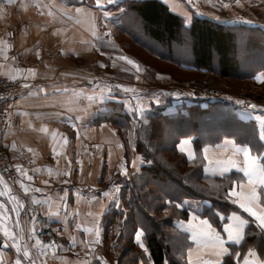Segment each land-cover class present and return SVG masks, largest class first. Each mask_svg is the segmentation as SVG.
Listing matches in <instances>:
<instances>
[{
    "label": "crops",
    "instance_id": "crops-1",
    "mask_svg": "<svg viewBox=\"0 0 264 264\" xmlns=\"http://www.w3.org/2000/svg\"><path fill=\"white\" fill-rule=\"evenodd\" d=\"M121 1L105 0L104 4V0H99L97 6V0L90 4L85 0H77L78 4H71L68 0H0V76L22 75L30 82L28 88L20 90L12 99V112L4 128L2 141L8 152L26 155L34 153V178L31 172L27 176L22 175L23 193L31 202L33 217L30 223L33 230L37 236L47 238L50 248L55 251L56 256L50 260L51 264H104L103 261L108 257L114 261L112 264H188L190 248L194 264L198 257L217 259L209 255L211 249L193 243L190 232L186 231L193 217L198 218L192 220L193 225L206 219L224 239L228 255L219 258L221 264H244V257L250 249L264 262V243L260 240L264 239V230L257 226L252 216L232 202L235 197L228 198L233 187L240 191V183L245 185L246 191L247 180L243 173L235 169L225 172L217 164L218 161L232 157L242 166L243 157L234 156L231 144H225L226 141L234 142L237 146H249L253 153H264V143L259 139L263 125L258 126L255 122L257 140L252 138L254 132L245 143L237 141L233 136L223 135L217 140H206L198 149L193 143L194 134L177 140L173 139L177 137L174 132L164 134L172 138V141L168 140L173 144L170 151L187 162L181 164L183 173L194 178V172L195 185L206 187L208 194L203 198L183 197L174 187L175 192L166 195L163 193L164 183L173 186L175 183L167 179L152 180L149 175H146L147 180L144 182V168L151 165L150 161L139 164L140 153L134 148L128 153L119 136L117 138L121 149H114L113 152L104 144V138L110 137L105 133L113 132L116 135L114 131L117 129L103 118V107L113 103L123 109L127 107L128 111L133 106L129 107L128 98L126 102L120 98L122 91L116 87H123L122 83L114 82V78L104 80L103 62L109 57L112 58L111 62L114 59L115 64H109L107 70L113 73V70L119 69L120 59L123 66L120 72L130 79V85H135L140 74L148 71V67L143 66L139 60L134 61L140 67L137 71L121 59L130 55L123 52L124 47L116 36L119 17L123 13V8L118 7ZM157 1L177 16L185 28L189 27L193 16H215L211 17L213 21L223 17V8L203 10L194 0ZM236 4L239 10L234 11L238 12L231 13L239 17L240 24L236 26L263 29L264 0H239ZM257 10L259 14L254 12ZM9 31L13 32L12 52L5 50ZM151 45V42L146 41L145 47L134 46L138 51H143L144 55L153 57ZM129 88L139 90L140 87ZM156 89L162 91V96L166 90L148 87L145 91H137L143 96L137 95L140 98L136 105L141 104V108L149 109L151 105L162 103L159 99L152 101L149 106L143 103L147 101L148 94V98H152ZM131 94L127 92L126 97ZM131 103L134 105V102ZM42 128L47 129V132L41 131ZM184 141L189 143L184 144ZM78 143H82L88 150L82 151ZM181 147H184V152L180 151ZM189 155L194 158L189 159ZM84 164H90L86 167L90 169V180L79 184L74 176L78 177L77 172L84 168ZM23 166L22 171L27 173L28 168ZM136 166L137 169H134ZM164 166L171 170L172 175L179 174L177 164ZM125 173H129L128 176ZM136 182L145 183L146 187L135 198L126 197L123 191L129 188L133 190ZM149 186L156 187L158 192L153 194ZM25 189L28 191L25 192ZM259 191L264 194V189ZM217 192H220V201L231 204L232 209L226 211L222 210L224 208L219 210L213 207V202L218 201L215 199ZM0 201H3L1 197ZM124 205L128 211L130 208L135 210L132 208L134 206L143 205L144 210L149 212L147 218L152 220L154 216L161 223L159 231L164 233L163 239L159 240L164 247L162 262L154 261L146 243L152 225L140 214L129 212V216ZM234 214L246 222L244 238L239 244L228 241L224 231V226L232 223L228 217ZM22 225L14 224L8 230L11 236H5L4 230L1 232L0 264H15L21 257L19 251L12 247L15 243L12 238L17 231L21 232ZM137 232L143 233V248L136 240ZM112 234H115V241L111 239ZM124 234H127V240ZM117 237L118 242L125 240L128 249L125 255H120V259L118 253L110 256L104 249L105 241L112 250L121 247L123 244H117ZM252 237L254 242L250 245L248 238ZM97 239L98 243L95 242ZM59 246L60 252L57 251ZM47 248V243H40L38 256L48 255ZM41 256L36 257L35 264L50 263L40 262Z\"/></svg>",
    "mask_w": 264,
    "mask_h": 264
},
{
    "label": "trees",
    "instance_id": "trees-1",
    "mask_svg": "<svg viewBox=\"0 0 264 264\" xmlns=\"http://www.w3.org/2000/svg\"><path fill=\"white\" fill-rule=\"evenodd\" d=\"M68 1L71 4H78L77 0ZM85 2L90 4L86 0ZM118 7L123 8V13L120 15L119 23L117 24V38L125 34V37L131 44L139 47H145L146 41L151 42L152 45L150 50L155 60L170 64L181 71L194 70L205 73L214 71L222 78H230L233 75L240 74L238 73L241 66L240 60L242 58L238 53L240 42L242 43L243 40H246L243 43H245L248 48H252L260 53L264 51V42L258 44L257 40L254 46L249 42L250 37L256 35V33H262L264 37V30L258 28L233 27L229 26V24L217 23L199 16H193L189 27L185 28L182 26L180 19L170 13L167 7L157 0H122ZM250 31L251 36L245 39V33ZM152 46L155 48H152ZM261 70L262 67L246 69L244 71L248 74L240 78L249 80L251 74H255ZM222 105L225 104L221 102H212L208 103L207 107L202 108L199 102H195L194 105L187 107V114L182 115L180 120H178L180 114L176 118L164 116L162 113L152 114L151 116H147L150 131L155 137L158 134L159 138H156L157 142H159L158 144L163 145V149H167V151H170L172 147H170L172 144L168 142V140L172 138L166 137V139L163 140L161 136L173 132L177 134V137L173 138L176 140L180 137L194 134L193 143L196 149L206 140H217L223 135L233 136L237 141L245 143L249 141L254 132L252 138L255 137L256 139L257 132L255 122L252 120L244 121L237 118L232 110L231 112L219 115V112L214 110ZM107 107L106 109L108 110L102 114L103 118L118 129L119 132L122 130L126 131L130 125H127V123L130 122L129 115L123 111L120 113L121 107L113 103L108 104ZM182 119H184L185 122H183ZM200 123H203L206 127L201 129L199 127ZM262 133H264V124ZM166 143H169V145H164ZM134 144L136 145L135 149L137 151L140 148V143L136 141ZM141 148L146 149L145 145H142ZM160 158L158 153V160L156 158L150 160L151 165L144 168V182L147 180L146 175H149L152 180L157 178L163 180L167 179L175 183V186L172 185V187L176 188L178 193L183 197L203 198L207 196L208 192L205 186L195 185L196 181H194V178H196V174L194 172L192 175L193 177L195 176L194 178H191L188 173H184L183 176H180V174L174 176L170 173L171 170H167L164 166V164L169 163L163 160L160 162ZM182 162L187 164L183 159ZM161 164L164 167L161 166ZM145 187V183L136 182L133 190L129 188L123 192L126 197L135 198L141 194L140 192ZM172 192H175V190ZM163 193L168 195L171 191L169 189H164ZM215 195L217 196L215 199L218 201L213 202L214 208L219 210L224 208L222 210L226 211L232 209L231 204L220 201V192L215 193ZM141 197L139 199H141ZM125 205L128 204L126 203ZM125 205L124 209H127ZM132 208L135 210L130 208L128 211L127 209V214L129 216H131L130 213L132 212L140 214L148 219L146 214L149 212L144 210L143 205L134 206ZM152 217L154 219H148L149 224L152 225V230L149 235H147L146 243L150 247V252L154 257V261L160 263L163 259L164 247L159 240L163 239L164 233L159 231L161 223L155 220L156 218L154 216ZM114 235L115 234H112L111 239H114ZM247 235L249 236L251 233ZM254 235L253 233L252 236L254 237ZM124 237H126L125 240H127V234H124ZM253 237L248 238L250 245L254 242ZM259 237H261V235ZM116 240V242H118V237ZM125 240L123 242H125ZM260 240L264 243L263 238H260ZM120 242L121 241L117 244L120 245ZM120 246L121 247L115 249L119 259L121 254L125 255L126 252H128L127 247H125L126 245Z\"/></svg>",
    "mask_w": 264,
    "mask_h": 264
},
{
    "label": "rangeland",
    "instance_id": "rangeland-1",
    "mask_svg": "<svg viewBox=\"0 0 264 264\" xmlns=\"http://www.w3.org/2000/svg\"><path fill=\"white\" fill-rule=\"evenodd\" d=\"M86 1L91 2L93 0H86ZM183 1L184 0H182V2ZM194 3L198 4V6L202 8L203 10L205 9L211 10L210 5L206 1L194 0ZM104 4H106L105 0H104ZM237 5L238 4L235 3L231 5L230 7L223 8L225 11L223 10L221 12V14L223 15L222 19L219 21H215V22L217 23L220 22L222 24H230V25H235V26L240 24L239 17L236 15H231V13L235 14L238 12V11L237 12L234 11V10H239L236 7ZM199 7H196V9L199 10ZM217 10L215 11L218 13ZM254 12L259 14L258 10ZM211 15L214 16L213 13H211ZM206 16L207 17H204V18H207V19L209 18L210 20H212V18L215 17V16L214 17L211 16L212 17L211 18L208 15ZM261 28H263L261 30H264L263 26H261ZM248 36H251V31L245 33V39ZM118 40L124 47V48L122 47L124 49L123 52H126L128 55L130 54L128 59L132 61H136V62L137 60H139L143 66L145 65L148 67V71L146 72L143 71L140 74V77L137 78V83L135 85H130L129 84L130 79H128L125 76V74L120 72L123 68L122 64H120L122 63L120 59H119V64L117 63L119 69L113 70V73H110L107 70H109L108 69L109 64H112V65L115 64L114 59H113V62H111L112 58L109 57L108 59H105V61L103 62L104 80L106 78V80L110 81V79L114 78V82L118 81V83L120 84L122 83L123 87H120V86L116 87V88H119V91H122L121 92L122 96L120 98L124 99V102H126L128 98L129 101L128 100L127 101L129 102L128 103L129 107L133 106L131 110L128 109V111H127V107L126 108L124 107V109L121 107L119 111L120 113L123 111L131 115L130 122L127 123V125L129 124L130 125L126 131L122 130L119 132L117 129L115 132L113 129L116 135H114L113 132L105 133L107 134V136H110V137L104 138V144H107L108 148L111 149L113 152H114V149H117V148L121 149V144L117 138L118 136L120 137L119 139H121L122 144L124 143L123 145L125 146L126 150H128V153H130L131 149L133 148L135 149L136 145L134 143L138 141V143H140L139 144L140 148L138 150L141 156L140 162H138L139 164H141V162L147 163L148 161L154 160L155 158L158 160V153H159V156L162 158V159L160 158L159 160L160 162H162L163 160V161H167L170 165L177 164V168H176L177 172H179L180 176H183L184 175L182 171L183 165L181 164H184V163L182 162L181 157H178L176 154L172 153L171 151H166V152H164V150L162 151L163 145H160L158 144L159 142H157L156 138H159L158 134L155 137L150 131V126L148 124L147 116H151L152 114L162 113V115L164 116L176 118L180 114L178 116V120H180L182 115L187 114L188 112V110H186L187 107L190 105H194L195 102H199V105L202 108L207 107L208 103H212V102L220 103L221 102V103H224L225 105H222L221 107H217V109L214 110V111H218L219 115L223 113L231 112L232 110V112L235 114L237 118H241L244 120H247V119L252 120L256 122L258 126L263 125L264 123V69H263L264 68V55H263L264 51L262 52L263 53L262 54L259 51H256L252 48H248L247 45L243 43L246 40H243L242 43L240 42V45H239L240 48H239L238 53L240 57H242L240 60V64H241L240 70L238 71V73L240 74L233 75L230 78H222L220 77V75L215 74L213 72L205 73L202 71H194V70L193 71H184V70L181 71L177 68H174L170 64L163 63L161 61L155 60L151 56L149 57V56L144 55L145 53L143 51H138L135 48V46L132 45L125 36L120 35L118 37ZM257 40H258V44L261 42H264V37L262 36V33H256V35L250 37L249 42H251L252 45L254 46ZM152 48H155V47L152 46ZM73 63H78V62H73ZM119 65L121 66V68ZM105 66H107V68H105ZM261 67H262V70L258 71L255 74H251V78L249 80L240 78L241 76L248 74V73H245L246 71L244 70L250 69V68H261ZM257 78H260V80L258 81ZM133 86L140 87V88L139 90H136V89L133 90L132 88H129ZM148 87H151V89L152 87L154 88L160 87V88H165L166 90H164V93L162 96L161 95L162 91H160L159 89H156L157 91H155V94L151 95L153 99L148 98V96L150 95L148 94L146 98L147 101H144L143 103L146 104V106H149L151 102L156 99L161 100L162 103H159V105L157 104L151 105L149 109L147 107L141 108V104L136 105V101L140 98L139 97L140 95L141 97L143 95L138 94L137 91L139 92L145 91L148 89ZM129 90H132V91H129ZM195 90L206 92V94H204L206 96L194 95L193 93L195 92ZM127 92L129 94L131 93L132 94L129 97H126ZM152 92L153 91H151V93ZM107 93H109L108 90H107ZM130 98H133V99H130ZM131 102H134V105L136 106H134L133 103ZM252 102H254L255 104ZM252 105H255V108L251 107ZM106 108L108 107L107 106L103 107L102 109L103 113H105L108 110ZM182 121L185 122L184 119H182ZM199 127L203 129L206 127V125H203V123H200ZM106 138L107 139L109 138V140H106ZM161 138L165 140L166 136L163 135L161 136ZM2 144H3V141H2ZM142 145H145L146 149L141 148ZM164 145L168 146L169 143L168 144L166 143ZM172 145H170V147ZM71 147L72 149L74 148L73 143L71 144ZM78 147L82 151L88 150V149H85L86 147L83 146L82 143H78ZM106 148L107 147H105L104 150H106ZM8 153L11 159L14 162H16L21 167V169L22 167H24L23 165H25L29 169V170L27 169L26 171L27 174L31 172L32 173L31 176L32 178H34L33 177L34 176L33 175L34 173V170H33L34 169V153L27 154V155L26 154H16L12 152H8ZM152 157H155V158H152ZM89 166L90 164H84V168L80 170V172H77L78 177L74 176V179H76V181L79 182V184H82L83 182L90 180V175H89L90 169L89 170L86 169V167H89ZM161 166L163 165L161 164ZM31 169L33 170V172ZM121 169H123V167ZM134 169H137V166ZM23 173L25 172L23 171ZM128 174L129 173H125V175L127 176ZM126 178L127 177H125L124 179ZM67 180L68 179L66 178L65 181ZM149 188L153 192V194H156V192H158V190H156V187L149 186ZM164 188L169 189L171 192L174 191L172 185H169L167 182L164 183ZM1 197H2V200L4 201V202L2 201V204H6L7 208L10 207L9 203L13 204L15 202V201H12L13 199H11L10 194H9V200H7L4 197V195H2ZM27 203L30 206V203H31L30 199ZM25 233H28V232H25ZM27 238L28 237H26V239ZM40 243H47V246L49 247L47 248L48 255L47 254L42 255V256L39 255L41 256L40 262L43 261V262L48 263L50 260H53V258L56 256L54 249L52 247L50 248L51 244H49V241L47 240V238H45V240H42V236L41 235L37 236L35 232V237L29 236L26 242V245H25L26 247H22L20 249L22 253L24 251H28L29 257L32 259L31 261L34 264H35L34 260H36V257L39 258L37 252H38V246ZM120 244L125 245V242L121 241ZM104 249L106 250L108 254H110V256H112L115 253L117 254L115 250H112L110 248V245L106 241H105ZM60 250L61 248L59 246L57 251L60 252ZM46 256L50 258H47ZM105 260L107 262L103 261L104 264L114 263V261L109 257L108 259L106 258ZM51 263L52 262L50 261L49 264Z\"/></svg>",
    "mask_w": 264,
    "mask_h": 264
},
{
    "label": "snow or ice",
    "instance_id": "snow-or-ice-1",
    "mask_svg": "<svg viewBox=\"0 0 264 264\" xmlns=\"http://www.w3.org/2000/svg\"><path fill=\"white\" fill-rule=\"evenodd\" d=\"M109 2H113V0H109ZM239 3V0H237ZM97 6H99V0H97ZM80 11V10H77ZM38 55V54H37ZM121 59L125 60L128 64L132 65L136 68L137 71L140 70L139 65H136L134 61L121 57ZM31 71V70H30ZM258 81L260 78H257ZM132 91V90H129ZM251 107L255 108V105ZM41 131L47 132V129H41ZM259 139L264 141V133H261ZM184 144H188V141H184ZM225 144H231L233 148V154L241 155L243 157L242 166L239 161L229 157L226 161H218L217 164L222 166L223 171H229L231 169H235L238 172L243 173L244 178L247 180L248 188L245 191V185L240 183L238 185L240 191L236 190V187H233L232 190L228 193V198H233L232 202L238 204V206L244 211L247 212L250 216H252L257 222V226L264 230V194H262L259 190L264 189V153H253L252 149L249 146L242 145L237 146L234 142L226 141ZM55 151V150H54ZM180 151L184 152V147L180 148ZM207 153V149L204 150ZM194 156L189 155V159H193ZM207 158V156H205ZM17 171H20L19 167H17ZM27 176V173H23ZM67 174V173H65ZM28 189H25L27 192ZM39 191V189H36ZM4 193H0L3 195ZM23 207V205H21ZM197 217H193L192 220H197ZM229 221L232 223L226 224L224 226V231L227 233L228 241L233 243H241L244 238V224L246 223L244 220L240 219L239 216L235 214L231 217H228ZM192 220L189 221V227L186 231L190 232L191 239L193 243L198 246H202L204 248L211 249L209 253L210 256L216 257L217 259L205 260L202 257H198L196 264H221L220 257L224 255H228V249L225 247V241L222 237L212 228V225L206 219L199 220L198 225H193ZM5 236H11V233L5 229ZM143 233H136V240L140 243V247L143 248L144 245L141 242V237ZM96 243L99 242L97 239ZM12 247L16 248L19 251L18 243H14ZM23 257L25 259H29L28 251L23 252ZM192 249H189V260L188 264H194L192 260ZM253 258V259H250ZM15 264H21L19 260L15 262ZM244 264H264L258 257L254 250H249L248 254L244 257Z\"/></svg>",
    "mask_w": 264,
    "mask_h": 264
},
{
    "label": "built area",
    "instance_id": "built-area-1",
    "mask_svg": "<svg viewBox=\"0 0 264 264\" xmlns=\"http://www.w3.org/2000/svg\"><path fill=\"white\" fill-rule=\"evenodd\" d=\"M203 1L208 2L210 7L213 8H227L237 2V0ZM7 38L8 41L5 44V50L7 52H12L14 49L12 31L8 32ZM29 86L30 82L22 75L14 77L0 76V192L4 193L3 195L7 200H9L10 194L11 199H13L12 201H15L13 204L9 203V208L0 201V239H2L1 232L3 230L11 229L14 224H23L22 229H20L21 232L17 231L16 234H13L12 238V240L19 245V254L21 257L18 260L21 264H34L30 257L29 259H25L23 253L20 251L22 247H25L29 236L35 237V232L30 223L32 222L33 212L27 203L29 201L28 197L23 193V171L21 167L11 159L8 151L2 144V134L7 120L11 116L12 99L20 90L26 89ZM193 94L196 96H206L203 95V93L198 94L196 91ZM17 167H19L20 171H17ZM21 205H23V207H21ZM26 237L28 238L26 239ZM42 240H45V238H42Z\"/></svg>",
    "mask_w": 264,
    "mask_h": 264
},
{
    "label": "bare ground",
    "instance_id": "bare-ground-1",
    "mask_svg": "<svg viewBox=\"0 0 264 264\" xmlns=\"http://www.w3.org/2000/svg\"><path fill=\"white\" fill-rule=\"evenodd\" d=\"M197 87V86H196ZM196 91V90H195ZM198 94H201V93H203V95L204 94H206V92H201V91H196Z\"/></svg>",
    "mask_w": 264,
    "mask_h": 264
}]
</instances>
